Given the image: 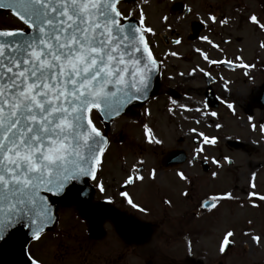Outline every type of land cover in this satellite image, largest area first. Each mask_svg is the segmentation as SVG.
<instances>
[{"label":"snow or ice","instance_id":"1","mask_svg":"<svg viewBox=\"0 0 264 264\" xmlns=\"http://www.w3.org/2000/svg\"><path fill=\"white\" fill-rule=\"evenodd\" d=\"M120 3L121 0H0V10L19 24L12 28L0 27V240L19 228L26 229L32 241L39 240L45 229L54 225L55 200L72 194L75 185L85 180L93 181L99 192H105L98 177L109 140L97 126V119L101 124L111 122L129 106L147 103L153 75L163 67V58H179L178 52L169 50L158 59L152 51L147 37L154 35V29L147 25L141 6L148 0H140L135 5L138 18L133 17V10L127 15L122 13ZM185 12L191 9L185 6ZM196 18L201 25L211 23L220 27L229 26L234 19L218 17L214 12H208L206 19L199 14ZM167 20V16L161 17L162 23ZM246 22L264 34V20L255 12L246 16ZM198 39L223 54L224 49L209 36L202 35ZM229 42L223 40L225 44ZM171 43L180 45V37ZM258 47L264 50V39L259 40ZM194 51L206 65L225 66L233 71L242 69L249 81L253 79L250 72L255 64L245 62L241 55L212 59L199 47ZM197 72L209 81L214 79L210 71L199 65L191 68L187 75L191 77ZM177 75L183 77L185 73ZM218 79L220 87L225 92L230 91L227 87L230 82L223 76ZM168 99L170 116H175L177 110L181 114L195 113L191 118L195 125L218 116L206 101L191 107L172 97ZM217 100L235 114L233 103L220 97ZM151 115L150 109L145 107V122L139 125L143 141L161 145L163 141L147 122ZM183 119L189 117L183 116ZM207 126L211 128L212 124L207 123ZM221 127L215 124L216 129ZM248 127L256 131L251 116ZM259 131L260 140L264 141V123L259 125ZM188 134L194 144L188 165L203 156L205 164L221 168L220 160L205 154V148L215 147L218 138L197 127H190ZM223 160L231 162L227 156ZM143 165L144 160L138 157L127 168L121 187L143 184ZM146 175L148 180H156L154 168ZM174 175L185 184L191 183L179 169ZM217 175V171L211 172L213 179ZM255 177V172L250 174L245 197L252 207L258 206L257 200L264 202V194L255 191ZM85 194L79 192L81 196ZM119 195L132 209L148 213V209L135 203L128 193L120 191ZM179 195L188 197L189 190L185 188ZM105 199L112 202L110 196ZM239 199L231 191L214 192L199 201V209L211 212L222 201ZM171 203L167 198L163 200L165 205L171 206ZM247 225L250 229L252 221L248 220ZM139 227L135 222L127 224L130 231ZM242 234L250 238L252 245H260V235L248 229ZM234 235L232 227L223 231L218 241L220 253H225L233 244ZM188 251H191L190 242ZM28 259L30 264H40L30 255Z\"/></svg>","mask_w":264,"mask_h":264},{"label":"rangeland","instance_id":"2","mask_svg":"<svg viewBox=\"0 0 264 264\" xmlns=\"http://www.w3.org/2000/svg\"><path fill=\"white\" fill-rule=\"evenodd\" d=\"M138 3H140V0L122 2L120 3V10L125 15L128 14L129 10H133V16L138 18V12L135 11V5ZM141 6L146 16L147 25L154 29V35H148V38L157 54H161L168 49L192 50L199 47L211 56L214 55L217 59L222 55L230 59L236 55H241L245 62L255 64L250 72L253 77L252 81H249L243 75L244 70L242 69L234 72L223 69L215 70L217 78L223 76L224 79L230 82L227 86L230 91H228L229 93L225 92L220 87L219 79L215 81L213 87L219 95L230 98L229 101H232L230 103H233L235 107V114L226 107V104H220L221 106L214 110L218 114L217 118H209L207 122L197 125V128L209 136L214 135L218 138L215 147L205 148V154L220 160L222 167L219 169L211 163L205 164L203 156L194 161L191 166L188 165V160L192 158L194 144L187 137V132L175 131L173 133L170 129L165 130L161 121L164 103L160 94L141 108L142 111L145 107L150 109L152 115L148 122L159 139L161 137L163 141L165 140L166 145L170 141V145L166 147H173L174 138L181 136L182 139L178 145L182 147L186 153V158H188L179 167V170L189 177L191 183L185 184L178 179L176 180L178 199L174 206L165 205L163 207L160 202L157 203L161 209L160 212L164 213L163 215L167 219L172 220L173 226L171 227H176L174 230L165 232L164 247L167 248V245L172 246L170 245L172 241L176 253L169 252L168 254L175 256L178 261L181 260L186 263L192 260L197 264H264V202L257 200L255 202L258 206L252 207L245 200L246 193L249 191L248 179L253 172L256 173L255 191L264 194V141L260 140L259 131V125L264 123V109L253 108L250 103V97L256 92L257 87L264 82V50L258 47V42L264 39V34H261L246 22V16L251 12H255L264 20V0H148L147 4ZM185 6L190 8L191 12L186 13ZM208 12H214L221 18L228 16L234 19L226 27L211 23L201 25L197 21V14L206 19ZM162 16L168 17L166 23L161 22ZM177 17H181V19H177ZM192 22L200 24L199 35H207L218 43L224 49L223 54L211 49L209 45L199 39L191 40L185 37L191 30L189 25ZM169 25H171V28H169ZM18 26L19 24L14 18L6 12L0 11V27L12 28ZM209 28L211 31L208 30ZM177 36L182 39L181 44H171V40ZM223 40H229L230 42L225 44ZM239 49H242V51H238ZM194 58V63H201L196 54ZM178 65L183 70L186 69V64L182 61H178ZM201 84L202 86L204 84L202 78L192 83V85H197L199 88L197 96L199 98L202 96V86L199 87ZM182 90L187 95L192 94L186 88ZM199 101L202 100L199 99ZM192 106L196 107L197 104H192ZM132 111L133 109L128 110L127 114ZM195 115L193 113V116ZM249 116L253 118V123L256 125L255 132L248 127ZM124 119L125 117L118 120L119 127H114L111 124L106 130V133L111 134L113 132L116 133V136L117 132H120L119 134H122L123 140L115 139L109 146L100 180L107 186H114L115 180L119 179L121 181L126 175L127 168L135 163L139 157L145 163V181L136 187L135 192L141 193L146 185L145 188L149 189L146 191L147 194L149 193L146 200L157 199L159 190L167 199L174 202L176 198L174 192L169 186H163L175 181L166 178L167 174L157 173L160 168L158 162L159 148L153 149L152 145L145 143L142 129L140 127L132 129V127H129L128 122L124 124ZM207 123H211L212 127L209 128ZM216 123L221 124L222 127L216 129ZM175 128L177 129V127ZM169 136H172L170 140ZM229 141H237L238 144L240 142V145H229ZM253 141H256V143H253ZM187 146L188 150L185 149ZM116 149L118 153H116ZM225 156L230 158V163H224L223 158ZM151 168L157 170L156 180L154 181L148 180L146 175ZM175 171L173 174H175ZM212 171L218 173L215 179L211 177ZM146 182H154L156 185L146 184ZM185 188L189 190V195L188 197H181L179 193ZM221 191H231L234 196L240 199L239 201H222L211 212L199 209V201L206 194ZM241 203L243 207L240 206ZM153 208L157 212L159 211L157 206H153ZM189 209L193 210L191 215L187 212ZM153 213L157 214L151 210L150 214ZM248 220L252 221L250 229L247 225ZM227 227H232L235 231V235L232 237L233 244L226 249L225 253H220L218 251V241ZM246 229L261 236V243L258 247L252 245L250 238L242 234ZM50 235L49 230L42 234L39 240L31 242L30 251L39 260L30 252L29 255L39 262L41 261L40 264H50ZM189 242L191 245L190 252L188 251ZM85 257L91 258L87 255ZM85 262L89 263L90 260L86 259Z\"/></svg>","mask_w":264,"mask_h":264},{"label":"flooded vegetation","instance_id":"3","mask_svg":"<svg viewBox=\"0 0 264 264\" xmlns=\"http://www.w3.org/2000/svg\"><path fill=\"white\" fill-rule=\"evenodd\" d=\"M191 26L192 23H190L189 27ZM189 36V33L185 35L186 38ZM183 39L185 40V38ZM169 50L178 52L179 58H163V53ZM192 50L168 49L161 54L155 52L158 59L163 58V67L160 70L157 93L161 95L162 102L164 103L161 112L162 124L165 130L170 129L173 133L175 131L187 132L186 135L189 138L188 129L190 127H197V125L194 126L191 119L193 113L181 114L180 111L177 110L175 116H170L167 112V108L169 107V97L176 99L180 103L188 104L191 107H193L192 104H197L199 99L202 101L206 100V77L199 72L191 77L188 76L187 72L191 68L199 65L200 67H204L207 71H210L214 77L212 80V88L216 96L225 101L230 100L229 97L219 95L217 90L213 87L215 81L218 79L215 70L225 69L226 67L206 65L194 49ZM195 54L200 58L201 63H194ZM210 57L212 59H217L214 55H210ZM178 61H182L186 64V69L183 70L182 67L178 65ZM180 72L185 73V75L183 77L177 75V73ZM170 76L173 77V79H169ZM200 78H202L204 82L203 86L202 84L199 86H202L201 98L197 97L199 93L198 86L192 85L194 81H198ZM183 88L188 89L192 94L187 95L182 90ZM186 96L191 97V99H186ZM142 107L144 106L133 108L132 112L115 120L113 126L119 127L118 120L125 117L124 124L128 122L129 127H132V129L140 127V123L145 122V117L141 110ZM183 116H188L189 119L185 120L183 119ZM133 120L137 121V123H132ZM97 126L103 128L100 123H98ZM175 127H177V129ZM119 133L117 132V136L116 133L114 134L113 132L108 134L110 143L114 142L115 139L118 140V138L120 141L123 140L122 134ZM170 137L172 136H169V140ZM160 139L162 140L161 137ZM174 139L173 147H166L170 145V141L168 145H166L165 140H162L163 143L161 145H152L153 149L159 148L160 150L158 160L160 168L158 171L156 170L157 173L167 174L166 178L175 181L163 186H169L174 192L176 198L174 202L171 201V205L173 206L178 199V193L176 190V180L178 178L174 176L173 172L174 170L179 169V167H181L188 159L187 158L184 162L178 161L181 155L174 151H184L182 147L178 145L182 138L181 136H176ZM190 141L193 144L191 138ZM185 149L188 150V146ZM116 153H118L117 149ZM105 157L106 156L103 157V166ZM143 168H146L145 165H143ZM102 169L99 173V180L102 178ZM122 180H115V185L112 187L107 186L102 180H100L105 188L104 193L99 192L95 188L94 182L91 181L92 193L90 198L84 203H81L80 199L72 201L73 194H69L65 196L64 199L57 201V218L54 226L50 229V264H197L192 260L189 261V263L181 260L178 261L175 256L168 254L169 252L176 253V248L173 246L174 243L172 241L170 243L172 246L167 245V248L166 246L164 247L163 242L166 239L165 232L167 233L168 231L176 229V227H171L173 226L172 220L167 219V217L163 215L164 213L162 214L160 212L161 209L157 204L160 202L163 207L165 206V204H163V200L166 198L165 195L158 190L159 196L157 199L146 200V196L149 194L146 193V191L149 190L148 188H145L146 185L141 193H136L135 189L139 186V183L133 186L121 187ZM148 183L154 186L156 185L154 182H146V184ZM120 191L128 193L135 203L148 209V213L144 214L136 209H132L125 203L124 199L120 197ZM109 196L112 198L111 203H108L105 199V197ZM151 201L153 202L151 203ZM153 206H157L159 211L157 212ZM151 210L157 214H150ZM188 211L192 212L193 210L189 209ZM130 221L139 225V229L136 231H130L127 228V224ZM92 234L96 236L93 237ZM86 255L91 258H86ZM86 259L93 262L86 263Z\"/></svg>","mask_w":264,"mask_h":264},{"label":"water","instance_id":"4","mask_svg":"<svg viewBox=\"0 0 264 264\" xmlns=\"http://www.w3.org/2000/svg\"><path fill=\"white\" fill-rule=\"evenodd\" d=\"M157 88V73L153 75L152 78V89L149 92V96L152 95ZM258 102L264 106V89L261 91L258 96ZM142 102H137L139 104ZM109 123V122H107ZM105 123V124H107ZM184 159V158H183ZM76 196L73 199H81V202L86 201L90 194V188L88 180L83 181L80 184L75 185ZM79 192H85L86 194L81 196ZM58 199V198H57ZM55 209V202H54ZM51 226L46 228L49 229ZM30 237L26 229L19 228L18 230L13 231L10 235L6 236L3 240H0V264H30L29 259L25 255V247L28 243Z\"/></svg>","mask_w":264,"mask_h":264}]
</instances>
